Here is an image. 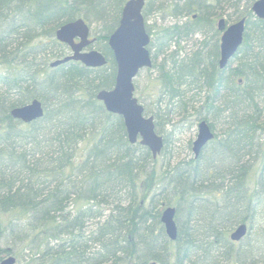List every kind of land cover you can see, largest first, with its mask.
Here are the masks:
<instances>
[{"label":"trees","instance_id":"16d2710c","mask_svg":"<svg viewBox=\"0 0 264 264\" xmlns=\"http://www.w3.org/2000/svg\"><path fill=\"white\" fill-rule=\"evenodd\" d=\"M254 1H157L156 11L173 20L155 33L146 24L155 60L164 56L157 66L164 101L159 98L151 111L144 103V112L154 116L159 134L160 116L173 128L200 120L213 128L220 113L227 118L222 134L197 157L173 162L166 135L154 158L146 146L129 142L122 117L96 99L98 90L115 82L107 38L126 0H0V260L264 264V228L252 236L264 209V125L258 116L264 19L252 14ZM225 7L237 12L235 20L247 21L241 46L221 69L215 20ZM76 18L101 23L98 49L109 58L106 66H48L66 51L55 30ZM195 34L202 38L194 51L177 58L180 49L171 51V45L180 47ZM34 98L44 105L41 118L23 123L11 117V108ZM167 206L175 207V240L160 219ZM241 223L248 232L234 242L230 232Z\"/></svg>","mask_w":264,"mask_h":264},{"label":"water","instance_id":"95a60500","mask_svg":"<svg viewBox=\"0 0 264 264\" xmlns=\"http://www.w3.org/2000/svg\"><path fill=\"white\" fill-rule=\"evenodd\" d=\"M145 0H127L121 12L118 26L108 37V44L116 62L115 82L110 89H101L96 98L102 101L106 110L121 115L126 128L128 140L147 146L155 158L163 146V137L156 133L152 115H144V107L134 96V78L143 68L152 64L148 44L150 36L146 31L142 9ZM252 13L264 19V0H256L251 6ZM195 17V15L193 16ZM246 26L245 18L226 24L223 17L217 21V28L221 31L219 44V67L225 68L235 56L242 44ZM89 26L82 18H77L62 24L55 32L58 41L71 47L72 53L64 58L50 63L54 67L69 60H78L89 67H98L106 64L104 55L97 50L82 51L88 44ZM79 38V42H75ZM42 102L34 98L30 102L11 108L10 115L14 119L29 123L43 116ZM1 128V122H0ZM197 135L192 142V152L197 157L204 145L213 138L214 134L205 120L198 123ZM175 207L167 206L161 213V222L166 235L175 240L177 227L174 220ZM245 223L237 225L230 233L233 241L241 240L247 233ZM15 257L9 255L0 261V264H15Z\"/></svg>","mask_w":264,"mask_h":264},{"label":"rangeland","instance_id":"374dc122","mask_svg":"<svg viewBox=\"0 0 264 264\" xmlns=\"http://www.w3.org/2000/svg\"><path fill=\"white\" fill-rule=\"evenodd\" d=\"M153 1V3H152ZM158 0H151L150 2L146 1L145 8L150 9L151 11L149 15H144L145 16V21L148 26H150L152 32H157L161 30L162 26L171 24L173 20L170 17H162V15L156 11V7L158 5ZM152 3V4H151ZM144 8V9H145ZM144 12H147V10H144ZM235 15H237V12L234 13L230 8L225 7L223 14H221L219 17H223L227 19L228 17L231 19V22L235 21ZM218 17V18H219ZM215 20V26L217 23V19ZM184 20V19H181ZM88 25L90 26L91 33L93 35H98L101 34L102 32L100 31L102 25L100 22H89L86 21ZM228 22V23H231ZM220 33V32H219ZM202 38L201 35L195 34L192 37H188V39L184 40L182 39L180 43V47H174V45H171L170 50L180 49V51L177 54V58H181L184 56H189L191 52L194 51L196 48L197 41H199ZM168 50V51H170ZM167 51V52H168ZM164 58L163 55H159L157 58L156 63L159 64L160 61H162ZM53 59H50L49 61H52ZM238 60L235 58L234 61L232 62V67H235L237 65ZM156 64V65H157ZM158 71L157 67L156 68H144L142 69L138 75L134 79V84H135V96L139 99V101L142 104H146L148 109L154 110L155 104L157 103V100L161 98L162 101H164V98L162 95H159L161 91V84L160 80L158 79ZM202 94L200 96H197L198 98H201ZM258 107H262L263 109L261 110L260 113H258L259 119L263 120V125H264V101L258 100ZM160 107L163 106L162 103H159L158 106ZM159 107V108H160ZM226 113H220L219 117H215L213 120H211L212 125H213V131L216 134V136H220L223 132V129L226 127V122L227 118L225 117ZM161 117V116H160ZM158 118L157 123L160 125L161 128V134L166 135V138L168 139V145L171 151L173 152V157L172 161L175 162L178 159H182L184 157H188L189 154L193 155L192 152H188L189 150V144L192 143V141L195 139L196 134H197V124L195 123L194 126H190L186 128L185 125L181 126H176L173 128L171 124L169 125L167 123L166 118ZM179 117H175L176 120H178ZM172 127V128H171ZM261 132H264L261 131ZM160 158L163 157L162 155L159 156ZM261 165H259L260 168ZM258 164L255 165L254 169L250 173V179L254 180L257 175V169ZM258 216L256 221L254 222V231L252 233V236H255L260 228H264V209L260 208L258 210ZM252 231V228L250 230V233ZM249 233V236H250ZM247 242H245L246 244ZM262 249L264 250V244H261ZM23 259L19 260L17 258L16 264H23Z\"/></svg>","mask_w":264,"mask_h":264},{"label":"flooded vegetation","instance_id":"af4514ba","mask_svg":"<svg viewBox=\"0 0 264 264\" xmlns=\"http://www.w3.org/2000/svg\"><path fill=\"white\" fill-rule=\"evenodd\" d=\"M147 1V0H146ZM256 1V0H255ZM254 1V2H255ZM253 2V3H254ZM252 3V4H253ZM252 6V5H251ZM251 9V8H250ZM142 13L144 14V8H143V10H142ZM195 14H193V16H194ZM120 17H121V15H120ZM145 17V16H144ZM194 18V17H193ZM242 18H245V17H242ZM257 18V17H256ZM120 20V19H119ZM245 20H246V18H245ZM247 21V20H246ZM90 29V28H89ZM148 32V31H147ZM149 34V33H148ZM99 34L98 35H93L92 33H91V29H90V31H89V36H88V44L84 47V51H90V50H92V49H98L99 48V45H100V42H99ZM149 36H150V41H151V34H149ZM75 42H78L79 41V39L78 38H76L75 40H74ZM60 44H64V46H65V48H66V51L64 52V53H62V54H60L61 56L60 57H62V56H64V55H68L70 52H71V48H70V46L69 45H67V44H65V43H62V42H59ZM107 46H108V49H110V47H109V45H108V38H107ZM148 48H149V52H150V57H151V61H152V64H151V66L149 67V68H156L159 64H157L156 63V61H157V59L155 60V57H154V52H153V49H150V42H149V44H148ZM99 50V49H98ZM111 50V49H110ZM101 51V50H100ZM102 52V51H101ZM103 53V52H102ZM104 54V53H103ZM113 54V53H112ZM104 56H105V58L107 59V62H109V58L104 54ZM159 57V55H157V58ZM160 62H162V61H160ZM159 62V63H160ZM157 64V65H156ZM115 66H116V62H115ZM209 123V122H208ZM212 129V128H211ZM215 134V133H214ZM216 135V134H215ZM204 150V149H203Z\"/></svg>","mask_w":264,"mask_h":264}]
</instances>
